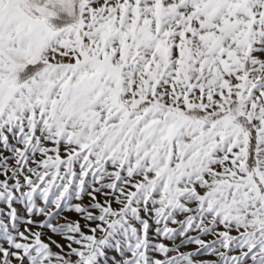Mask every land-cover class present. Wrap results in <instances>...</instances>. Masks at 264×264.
<instances>
[{
    "label": "snow or ice",
    "instance_id": "obj_1",
    "mask_svg": "<svg viewBox=\"0 0 264 264\" xmlns=\"http://www.w3.org/2000/svg\"><path fill=\"white\" fill-rule=\"evenodd\" d=\"M0 264H264V0H0Z\"/></svg>",
    "mask_w": 264,
    "mask_h": 264
}]
</instances>
